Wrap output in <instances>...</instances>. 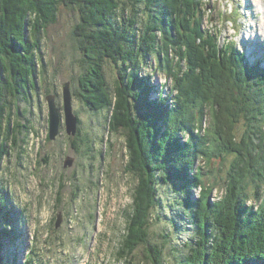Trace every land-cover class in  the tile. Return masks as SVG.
I'll return each mask as SVG.
<instances>
[{"label": "trees", "instance_id": "trees-1", "mask_svg": "<svg viewBox=\"0 0 264 264\" xmlns=\"http://www.w3.org/2000/svg\"><path fill=\"white\" fill-rule=\"evenodd\" d=\"M171 1L0 0V162L9 147L17 150L18 134L23 130L26 134L34 132L30 120L26 118L25 125L16 118L13 106L21 99L33 107L34 95L38 96L39 82L42 85L46 72L41 54L43 35L57 22L61 6L75 10L79 22L72 40L81 53L84 70L80 90L75 91L90 110L114 106L111 125L127 131L126 171L136 179L120 264H264V69L248 63L233 41L221 48L217 36L200 28L202 20L196 36L184 35L177 28L179 6ZM210 40L214 43L209 45ZM182 43L185 52L181 51ZM153 54L158 69L168 70L174 79L173 90L178 97L170 93L151 98L155 88L151 77L142 79L139 71ZM177 54L180 62L186 61L185 76H179L180 66L173 69L170 65L178 61ZM192 58L201 62L200 77L194 83L202 80L206 67L215 74L212 87L200 97L201 103L192 94L196 88L187 81ZM106 59L121 64L114 90L103 70ZM134 107L136 119L132 116ZM208 108L211 123L203 134ZM28 110L25 107L20 115ZM240 124L243 129L238 132ZM223 135L230 137L232 145L227 149ZM79 136L80 131L75 138ZM89 141L87 138L84 144L91 148ZM209 142L214 148L205 149L204 144ZM254 145L262 155L257 163L243 158V149L251 157ZM231 153L235 156L229 169L227 195L216 203L194 198L193 190L199 183L193 174L197 159L207 154V160L212 161L216 154L225 161ZM241 168L246 170L238 172ZM162 185L175 189L181 210L171 208L174 231L154 241L150 232L152 212L158 207L167 210L165 205L160 207ZM5 189L0 188V264H18L24 253L27 257L23 264H34L38 248L34 242L27 248L25 233L18 228L25 219L24 207L17 209L12 193ZM254 201L257 209L252 205ZM179 220L187 222L189 228L182 227ZM183 229L189 231V236H179ZM141 245L144 252L136 256L134 249ZM171 255L175 258L169 262Z\"/></svg>", "mask_w": 264, "mask_h": 264}, {"label": "rangeland", "instance_id": "rangeland-1", "mask_svg": "<svg viewBox=\"0 0 264 264\" xmlns=\"http://www.w3.org/2000/svg\"><path fill=\"white\" fill-rule=\"evenodd\" d=\"M171 3L179 6L177 13L181 16L177 28L184 35L196 36L198 22L202 20L200 28L203 27L213 37L217 36L221 48H227L229 39H234L242 54L246 53L251 61L260 57L259 51L264 52V13L258 0H200L199 3L196 0H172ZM187 10L190 12L186 15ZM199 10L201 12L198 14ZM78 22L77 11L61 6L57 22L46 29L41 43L46 72L43 74L42 85L37 79L40 86L38 96L34 95V105L31 103L33 107H29L21 99L13 106V112L18 116L16 118L25 125L26 118L30 120L34 132L26 134V130H23L24 133L18 134L17 150L7 148L8 153L3 155L0 162V188L5 186L6 191L10 190L17 209L24 207L25 219L18 228L25 233V246L30 249L34 242V246L38 248L34 264H120L119 253L126 236L127 215L132 209L136 179L126 171L127 131L121 126L112 127L114 106L110 109L101 107L96 111L90 110L79 96L84 70L81 53L72 40L73 30ZM208 33L205 34L207 37ZM255 39L261 43L259 45L263 50L260 48L258 52L251 54L249 50L253 44L256 45ZM209 42V45L214 43L213 40ZM181 47V51L185 52L183 43ZM209 49L211 52V48ZM206 52L208 53V49ZM175 53L176 50L172 56ZM163 61L165 62V58ZM175 61L177 62L171 61L170 65L173 69L180 66L179 76H185V59L180 62V55L177 54ZM192 61L187 81L196 88L192 94L201 103L200 97L207 87H212L211 79L215 74L206 67L202 80L194 83L197 81L193 80L200 77L198 72H201V62L193 58ZM262 65L264 66V62ZM120 68L121 64L116 65L111 59H106L104 63L103 70L111 90L117 87ZM148 76L151 77L150 83L158 88L157 95L163 91L168 94L172 90L173 98L177 96V91L171 89L175 84L174 79L172 81L168 70L158 69L155 54L149 56L147 64L139 71L140 78L147 79ZM67 83L70 84L73 109L79 119L78 138L69 135L65 129L63 91ZM208 94L212 96L213 92ZM50 95H55L63 120L56 139L49 138ZM186 102L191 106L187 99ZM25 107L30 110L21 116L20 111L24 112ZM197 107L198 104L196 109ZM204 108L206 107L203 106ZM133 111L132 116L136 119L137 109L134 107ZM192 112L196 113L194 110ZM209 112L208 108L207 113ZM210 118V113L206 114L203 128H209ZM242 129L243 125L240 124L237 130L240 132ZM87 138L91 148L84 144ZM223 139L227 144L226 149L232 145L228 135H223ZM209 143L204 144L205 149L214 148ZM251 149V157L243 149V158L245 160L248 157L247 159L257 163L262 155L256 145ZM215 155L213 154L212 161L207 160V154L196 161L193 174L199 183L193 191V197L200 201L207 199L216 203L228 193L229 169L235 154H227L225 161ZM208 156L212 158L210 154ZM69 158L73 161L68 162ZM66 162L68 165L65 166ZM244 170L246 169L241 168L238 172ZM160 188L163 194L160 207L165 205L167 210L158 207L152 212L150 232L154 241H161L163 234L174 231L175 226L170 221L174 217V210L171 208L181 210L177 203L180 196L176 195L175 189L164 185ZM205 190L208 198L206 195L203 197ZM252 205L255 209L258 208L255 201ZM12 210L15 209L12 207ZM156 215L161 218L155 219ZM178 223L189 228L185 221L179 220ZM183 230L179 236H189V231ZM177 234L172 233L173 236ZM7 250L11 251L12 248ZM143 250V245L135 247L134 254L141 256ZM25 254L20 256V264L25 260ZM173 258L175 257L171 255L168 261L172 262Z\"/></svg>", "mask_w": 264, "mask_h": 264}, {"label": "water", "instance_id": "water-1", "mask_svg": "<svg viewBox=\"0 0 264 264\" xmlns=\"http://www.w3.org/2000/svg\"><path fill=\"white\" fill-rule=\"evenodd\" d=\"M63 99H64V107H65V114H66V121L65 128L66 132L69 135L75 136L78 132V116L75 114L73 105H72V94L70 89V84L67 83L64 86L63 91ZM48 102H49V138L50 139H56L57 134L60 133L61 127L63 125L62 115H61V107L57 105V102L55 101V95L48 96ZM63 107V108H64ZM70 160L68 162H72L73 159L69 158ZM68 165V163H65ZM72 164V163H71ZM58 226V225H57Z\"/></svg>", "mask_w": 264, "mask_h": 264}, {"label": "bare ground", "instance_id": "bare-ground-1", "mask_svg": "<svg viewBox=\"0 0 264 264\" xmlns=\"http://www.w3.org/2000/svg\"><path fill=\"white\" fill-rule=\"evenodd\" d=\"M258 5H259V7H260V9L263 11V13H264V0H258ZM264 22V21H263ZM263 29H264V23H263ZM255 40H257V39H255ZM259 44H261V43H259L258 42V40H257V42H256V45H259ZM175 88V87H174ZM171 92H172V90H171ZM170 92V93H171ZM198 94V93H197ZM200 134V133H199ZM206 157V156H205Z\"/></svg>", "mask_w": 264, "mask_h": 264}]
</instances>
